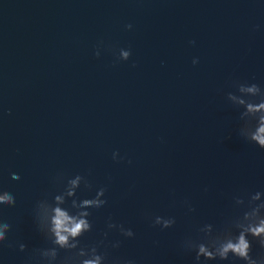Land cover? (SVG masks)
Returning <instances> with one entry per match:
<instances>
[{"label": "water", "instance_id": "water-1", "mask_svg": "<svg viewBox=\"0 0 264 264\" xmlns=\"http://www.w3.org/2000/svg\"><path fill=\"white\" fill-rule=\"evenodd\" d=\"M261 105L264 0H0V196L15 200L0 264H37L51 245L36 214L46 228L50 204L101 188L81 246L196 264L200 243L257 222L243 212L264 202Z\"/></svg>", "mask_w": 264, "mask_h": 264}, {"label": "clouds", "instance_id": "clouds-1", "mask_svg": "<svg viewBox=\"0 0 264 264\" xmlns=\"http://www.w3.org/2000/svg\"><path fill=\"white\" fill-rule=\"evenodd\" d=\"M264 107V105H261ZM255 111L258 109H252ZM264 119V118H262ZM261 146H264V127H261L259 134L254 137ZM75 187V182H73ZM85 188L90 189L89 183L85 184ZM73 192L69 191L68 196L72 197ZM105 189L101 188L97 191L95 198L83 199L77 203L76 199L71 200V203L65 204V207H52L50 204V214L47 215V227L43 226V217L36 214V226L38 232L42 237L49 242L50 247L37 249L34 255L37 256V264H105L107 259V252L100 253L99 249L104 245L103 241H100L91 246H81L80 239L86 234L92 231V224L89 221L91 212L88 209H99L106 204L104 197ZM259 200V193L249 202L247 210L243 212V219L248 220L251 216L257 218L255 224L239 225L242 230L236 234L228 233L223 239H220L216 243L206 246L204 243L198 245V252L195 255L196 264H207L209 261H228L229 257L233 258V264L235 261H242L243 264H264V255H258L253 257L252 243L249 237L253 241L258 242L261 249H264V202L256 203ZM42 201V200H41ZM38 202L37 207L41 204ZM12 203L15 206L14 197L5 192L3 196H0V204ZM57 204L65 203L56 198ZM3 228L10 231V226L7 223H2ZM119 228L120 233L128 238L133 236L131 230L125 231L123 225L117 226L112 223H108L109 230ZM107 238V233L104 234ZM6 237L3 231H0V245L4 244ZM113 248H118L119 244H113ZM20 251L24 252L26 246L20 244ZM209 248H212L210 251ZM64 255L60 257V253ZM203 258V261L202 259ZM117 264H133L131 261H118Z\"/></svg>", "mask_w": 264, "mask_h": 264}]
</instances>
